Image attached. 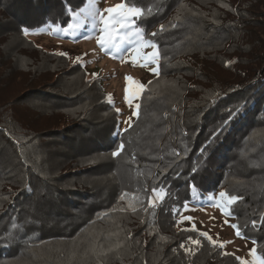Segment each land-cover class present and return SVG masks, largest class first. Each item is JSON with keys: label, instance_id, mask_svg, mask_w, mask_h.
Here are the masks:
<instances>
[{"label": "trees", "instance_id": "1", "mask_svg": "<svg viewBox=\"0 0 264 264\" xmlns=\"http://www.w3.org/2000/svg\"><path fill=\"white\" fill-rule=\"evenodd\" d=\"M122 3L142 11L102 50L156 45L124 128L99 75L31 38L94 34L91 0H0V264H241L178 227L220 192L264 261V0Z\"/></svg>", "mask_w": 264, "mask_h": 264}, {"label": "rangeland", "instance_id": "2", "mask_svg": "<svg viewBox=\"0 0 264 264\" xmlns=\"http://www.w3.org/2000/svg\"><path fill=\"white\" fill-rule=\"evenodd\" d=\"M121 3L122 0H91L89 6L91 11H85L84 14L86 19L89 15L92 20L96 19L99 30H96L94 34L67 38L64 35L40 31L33 33L31 38L45 49L64 53L70 61L82 63L90 75H99L109 100L120 111V127L124 128L134 118L132 113L136 110L140 85H144L154 75L153 69H156V62L151 58L152 53L155 52L152 46L136 45L134 49H128L118 58L104 52L102 46L97 43L100 29L104 26L100 21L101 14L105 17L109 16L105 10ZM125 77L132 79L125 81ZM126 84L129 89L127 102L124 100ZM217 196L198 205L186 206L178 218V227H191L207 233L223 244L226 251L235 253L244 264H261L255 255L250 254L254 248L252 242L237 236L230 224L228 199L225 196L220 197L219 194ZM151 199L156 207L160 201L159 194L153 192Z\"/></svg>", "mask_w": 264, "mask_h": 264}, {"label": "snow or ice", "instance_id": "3", "mask_svg": "<svg viewBox=\"0 0 264 264\" xmlns=\"http://www.w3.org/2000/svg\"><path fill=\"white\" fill-rule=\"evenodd\" d=\"M109 16L105 17L101 14L100 16V21L101 23L104 25L103 28L100 29V32H101V35L99 36L98 40H97V43L100 44L101 46H106L107 43H109L111 41V36L108 35V28H109V25L112 24L114 22V24H118L120 26V28H124L126 26H128L126 24V21L128 20L129 17H134V16H139L140 13H141V9L140 8H137V7H126L125 4L121 3L115 7H109L105 10ZM113 13H115L116 15H112ZM73 26L71 24L68 25V28L65 29V32H67L68 29H71ZM22 31L24 32V34H28L29 33V29L27 28H24L22 29ZM106 35L108 36V38L106 39ZM136 35H140V30L137 29V32H136ZM153 48L156 47L155 44H152L151 45ZM61 55H64L63 53H61ZM152 60L155 61V58H156V53L153 52L152 53ZM153 71H155V69H153ZM132 79L131 77H125V81H128ZM138 83V82H137ZM143 85H140V88H142ZM128 92H129V89L127 87V84L124 88V100L127 102L129 100V96H128ZM117 112H119V109H117ZM239 114L238 111H235V112H230L229 114V119L224 121V124L221 128L217 129L209 143H211V140H214L216 138V136H218L221 132H223L226 128H227V125L231 122L232 119H234L237 115ZM133 116H136L137 115V112L136 111H133L132 113ZM207 144L201 149V155L204 154V151L206 150L207 148ZM124 146L123 145H120L119 146V149H122ZM119 149L117 151H113L111 153V155L113 157H116L119 153ZM197 171L196 168H193V173H195ZM220 197H224L225 196V193L224 192H220L219 193ZM121 199H123V197H121ZM238 197L236 196H232L231 197V201H235L237 200ZM149 203H151V201H149ZM226 214V213H225ZM187 219H191L190 217H187ZM225 223H227V221H225ZM233 228H237V225H232ZM201 236L207 238L209 240L210 243H212L213 245H216V241L212 240L211 237L208 236L207 233H200ZM236 235L239 236L241 235V233L239 231L236 232ZM192 243L193 244H199V241L198 240H192ZM218 247H223V244H220V245H216ZM181 247H183V245H181ZM255 248H253L251 250V253L253 256L255 255ZM237 259L239 260L240 258L237 257ZM241 264H244L243 261H241ZM261 264H264V261L261 262Z\"/></svg>", "mask_w": 264, "mask_h": 264}, {"label": "built area", "instance_id": "4", "mask_svg": "<svg viewBox=\"0 0 264 264\" xmlns=\"http://www.w3.org/2000/svg\"><path fill=\"white\" fill-rule=\"evenodd\" d=\"M264 65V64H263ZM153 197V196H152Z\"/></svg>", "mask_w": 264, "mask_h": 264}]
</instances>
